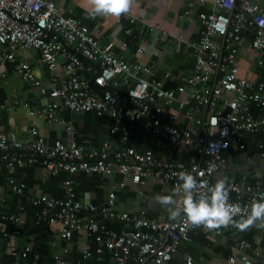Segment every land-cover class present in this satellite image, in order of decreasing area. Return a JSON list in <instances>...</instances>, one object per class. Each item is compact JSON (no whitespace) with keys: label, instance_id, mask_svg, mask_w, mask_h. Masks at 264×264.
Here are the masks:
<instances>
[{"label":"built area","instance_id":"1","mask_svg":"<svg viewBox=\"0 0 264 264\" xmlns=\"http://www.w3.org/2000/svg\"><path fill=\"white\" fill-rule=\"evenodd\" d=\"M213 2L215 11L200 14L199 39L187 43L194 59L193 72L185 75L168 70L159 76L154 64L128 61L114 51L112 44H101L80 19L62 15L56 0H0V88L10 62H15L14 71L23 81L37 82L31 64L17 59L18 50H35L52 72H63L55 78L58 84L40 85V94L30 99L15 93L8 105L23 106L32 115L52 122L59 121L58 113L66 110L108 116L115 120L110 131H120L124 140L130 135L140 143L143 135L162 138L181 146L182 155L193 152L205 157L203 162L193 159L187 164L182 159L158 158L150 148L115 146L110 141L98 147L85 146L75 139L48 144L32 127L26 139L13 131L0 134V160L7 167L6 184L23 194L25 185L16 182L15 167L38 163L51 174L120 173L141 185L148 178L157 177L172 182L174 188L179 182L178 173L187 171L196 176L200 194L214 185L213 178L225 161L223 151L231 143L244 148L243 135L264 127V81L240 76L239 61L242 41L248 33L252 51L249 68L264 66V2ZM41 96L50 99L45 109L39 105ZM6 107L7 103L0 100V109ZM187 122L202 128L198 135L185 126ZM69 128L74 130L73 126ZM71 183L70 180L67 184ZM229 184L233 189L230 201L242 206L264 193L260 180L252 183L243 178ZM120 186L124 187L125 182ZM70 190L64 200L37 195L29 201L45 205L38 218L53 225L62 224L64 239L70 240L76 231L84 232L98 246L95 250L87 247L82 258L73 262L57 254L47 264H87V260L95 254L102 256L105 250L114 254L113 264H167L193 232L203 229L190 227L183 218L174 220L167 216L157 221L120 212L114 191L104 203L86 204L75 199V192ZM53 209L58 210L51 213ZM18 210L6 213L0 208V222L11 223V230L0 223V245L8 241L12 264H37V258L25 261L33 251L32 245L21 249L12 242L14 233L21 232L23 207L20 205ZM83 210L88 214L81 215ZM108 220L131 222L133 228L111 227ZM248 246L247 240H239L236 251L223 264H264V259H258L260 251L255 257L245 253ZM184 264L196 262L186 255Z\"/></svg>","mask_w":264,"mask_h":264},{"label":"crops","instance_id":"2","mask_svg":"<svg viewBox=\"0 0 264 264\" xmlns=\"http://www.w3.org/2000/svg\"><path fill=\"white\" fill-rule=\"evenodd\" d=\"M56 4L62 15L74 16L86 24L101 44H112L114 51L128 61L154 64L159 76L168 70L181 71L185 75L193 72L194 59L187 43L199 39L202 29L200 14H211L216 10L213 0H137L130 15L120 18H91L85 11L87 0H56ZM186 12L188 13L184 16ZM249 42L250 35L247 33L242 41L239 56L240 76H246L253 81H264V66L255 65L249 68L252 55ZM16 56L18 60L31 64L37 82L23 81L14 71L15 62L8 63V74L2 80L0 88V100L7 103L6 108L0 109V134L13 131L19 138L26 139L31 135L30 129L35 127L48 144H53L56 140L68 143L75 139L85 146L98 147L105 141H110L115 146H132L142 150L150 148L158 158L182 159L187 164L193 159L196 162H203L205 159L201 153L182 155L181 146L162 138L152 139L143 135V145L133 135L124 140L120 131H110L115 120L108 116L99 117L91 112L66 110L58 113L59 121L52 122L44 116L32 115L31 111L23 106L8 105L13 94L27 99L38 96L40 85L51 87L54 83L58 84L55 78L58 79L57 74H63L60 70L52 72L42 61L41 54L35 50H18ZM168 85L174 87V84ZM49 104L48 97L39 98V105L43 109ZM69 126H73L74 130ZM185 126L195 135L202 130L193 122H187ZM243 141L244 148L231 143V146L223 151L225 161L215 174L214 182L224 177L228 178V182L245 178L252 183L260 180L264 185V127L256 132L244 134ZM6 176V164L0 160V208L6 213H18V207H23L21 232L14 233L12 242L21 249L32 245L33 251L25 261L30 262L37 258V264H47L57 254L64 255L70 263L81 259L84 249L89 247L95 250L98 244L79 231L74 232L70 240L64 239L61 235L62 224L53 225L47 219H39L38 214L43 211L45 205L31 203L30 197L46 195L64 200L71 189L75 192V199L86 204H101L106 202L109 193L114 191L118 211L159 221L169 214L156 202L155 197L157 194H172L175 189L172 182L157 177H150L141 185L133 183L130 177L120 173L111 176L84 172L71 174L67 171L51 174L44 166L31 163L15 167L16 182L25 185L24 193L19 194L6 184ZM70 180L72 183L68 185ZM121 182H125L124 187L120 186ZM1 198L4 200L1 201ZM57 210L53 209L51 213ZM80 214L87 215L88 211L83 210ZM0 223L5 229L11 230L9 221ZM107 224L115 228H133L131 222L108 220ZM221 231L220 234L205 232L203 229L193 232L190 240L182 244L167 264H184L186 255H191L196 264H223L236 251L235 244L241 239L249 242L245 253L255 257L256 252L260 251L258 259H264V228L252 227L248 231L240 232L230 226L222 228ZM104 254H95L86 263L113 264L114 254L109 250H105ZM12 263L8 241L3 242L0 245V264Z\"/></svg>","mask_w":264,"mask_h":264},{"label":"clouds","instance_id":"3","mask_svg":"<svg viewBox=\"0 0 264 264\" xmlns=\"http://www.w3.org/2000/svg\"><path fill=\"white\" fill-rule=\"evenodd\" d=\"M137 0H87L85 11L91 18L130 15ZM179 182L172 194L155 197L156 202L168 212L171 219L183 218L193 228L209 231L233 227L240 232L252 227L264 228V193L242 206L230 201L233 190L228 178L218 179L214 185L199 193L196 176L187 171L178 173ZM237 217H239L237 219Z\"/></svg>","mask_w":264,"mask_h":264},{"label":"trees","instance_id":"4","mask_svg":"<svg viewBox=\"0 0 264 264\" xmlns=\"http://www.w3.org/2000/svg\"><path fill=\"white\" fill-rule=\"evenodd\" d=\"M167 86H170V85L167 84ZM199 231H200V230H199ZM199 231H198V232H199ZM107 252H108V251H107ZM104 255L106 256V254H104ZM104 255H103V256H104Z\"/></svg>","mask_w":264,"mask_h":264}]
</instances>
